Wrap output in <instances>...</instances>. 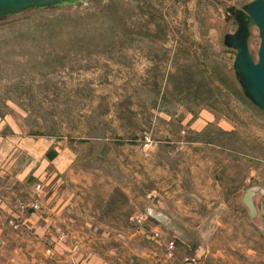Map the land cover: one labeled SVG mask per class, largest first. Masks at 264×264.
I'll use <instances>...</instances> for the list:
<instances>
[{"label": "rangeland", "instance_id": "rangeland-1", "mask_svg": "<svg viewBox=\"0 0 264 264\" xmlns=\"http://www.w3.org/2000/svg\"><path fill=\"white\" fill-rule=\"evenodd\" d=\"M252 1L90 0L0 22V130L9 137L7 194L17 189L23 197L17 214L25 216L30 203L41 201L44 186L54 183L47 179L56 175L55 184L107 226L85 231L123 241L136 234L129 243L133 259L143 264L144 245L160 246L164 238L151 207H216L224 196L200 195L210 181L232 187L238 196L226 200L233 205L258 187L264 206V112L245 97L234 71L236 52L223 44L224 35L237 30L226 9ZM260 44L255 28L256 58ZM17 134L24 146L14 140ZM37 139L51 142L56 161L46 162L50 154L35 148ZM29 157L35 165L26 164ZM222 215L211 212L210 218ZM14 216L9 213L13 229L3 235L0 264H31L21 258L30 246L17 240L33 233ZM52 231L55 237L67 232ZM208 231L223 236V229ZM13 233L19 239H10ZM173 242L160 246L165 259L175 257ZM54 247L42 251L41 264H50ZM97 248H119L127 257L124 244Z\"/></svg>", "mask_w": 264, "mask_h": 264}, {"label": "crops", "instance_id": "crops-1", "mask_svg": "<svg viewBox=\"0 0 264 264\" xmlns=\"http://www.w3.org/2000/svg\"><path fill=\"white\" fill-rule=\"evenodd\" d=\"M199 120L201 121L202 119ZM210 122L206 121L204 125L210 126ZM244 126H246V123ZM224 130L226 133H230L231 131L229 128ZM14 137L16 142L22 139L21 143L24 146L25 140L23 136L17 134ZM37 141L39 142L36 143L35 148L38 150V146H43L41 151L50 154L48 151H50L51 142L45 139H37ZM8 150L9 137L0 130L1 245H6L7 243L3 235L5 237L9 230L13 229L11 226L9 227V213L14 212V218L16 219H19L20 217L18 218V216H21L17 214L18 212L23 213L17 209L22 206L21 203L23 202V197L18 194V190H13L12 194L14 196L9 197L7 194ZM54 151L55 149L52 153L56 156L57 154ZM31 155L33 156V154ZM55 156L52 158L50 155L47 156L45 158L46 162L51 163L52 161H56L57 157ZM18 157L20 156L11 158V161L15 165L18 164ZM34 159L36 158H30L26 164L35 165ZM232 163L233 161L231 162L230 160L229 164ZM240 164H243L242 161ZM22 165L24 166L23 162ZM14 177L17 181L20 179L17 175ZM24 178L22 181H24ZM56 178L57 176L55 175L53 178L47 179L50 185L54 183L48 190L44 186L45 191H43L41 196L42 209L39 211H29L25 216H21V229L30 230L34 235H32V239L29 240L25 237L22 238L23 240H17L19 239L18 234L15 235L13 233V236L12 234L8 235L10 239H16L17 243L23 241L30 246V249L25 248L22 251L21 258L24 256L29 257L28 259L31 261V264H41L38 257L42 256V251L44 252L47 246L56 244L57 247L53 248L52 255L45 254L50 257V264L58 262L67 264L73 260H77L81 264H139L133 259L135 250L129 243L133 238L136 239V234L133 235V238H125V241L119 240L117 237L105 238L98 235L92 237L85 230L104 229L107 226L96 223L93 219L94 217H92L94 215L93 212L83 206L82 202L77 203L74 195L68 190L61 188V184H55L59 181ZM203 189L200 192L201 196H213L217 198L224 196V203L216 207L209 205H177L176 210H174L175 212L162 211L153 207L149 209V211L152 210L155 214H162L164 217V220H160L150 213L154 219L153 224H159V228L163 230L164 238L161 240V244H167L168 238H175L177 249L173 259H165L163 250L160 247L162 246L161 244L160 246L152 245V243L144 245L143 264H264V206L260 205V198L263 196L262 191H258L253 196L255 211H252L246 204V200L249 190L253 188L245 190L242 196L241 193L239 194L242 197V204L239 205H233L232 201L227 202L226 197L232 198L238 195L232 191V187L225 189L219 181L215 185H212L210 181V185L204 186ZM10 206L11 208H9ZM211 212L223 215L222 217H217V220L213 222L210 218ZM213 226L221 230L223 229L222 237L210 235L211 233L208 230ZM127 228L130 227L127 226ZM59 229L66 230L71 234V239L67 244L58 242L57 233L56 237L50 233L52 230L57 231ZM167 230H170V233H173L174 230L176 232L174 235L176 236L168 237L170 233ZM44 234L53 237L49 236L47 238ZM74 241H78L81 244L78 252H73L71 249ZM107 241H111L112 244L117 242L127 245V257L123 256L124 252L119 248H113L111 251H102L97 248V246L105 244ZM16 253L19 254L20 251L16 250Z\"/></svg>", "mask_w": 264, "mask_h": 264}, {"label": "water", "instance_id": "water-1", "mask_svg": "<svg viewBox=\"0 0 264 264\" xmlns=\"http://www.w3.org/2000/svg\"><path fill=\"white\" fill-rule=\"evenodd\" d=\"M90 0H0V22L33 10L58 9L75 6ZM227 22L237 24L234 33L224 35L226 49L236 52L234 71L245 97L264 112V0H254L242 7L231 6L226 9ZM255 28L259 29L261 38L258 58L251 48V39ZM259 188L249 190L246 204L255 211L253 196ZM150 213L164 220L162 214ZM1 245V242H0Z\"/></svg>", "mask_w": 264, "mask_h": 264}, {"label": "built area", "instance_id": "built-area-1", "mask_svg": "<svg viewBox=\"0 0 264 264\" xmlns=\"http://www.w3.org/2000/svg\"><path fill=\"white\" fill-rule=\"evenodd\" d=\"M41 187H42V185H39L38 189H41ZM28 209H29V211H39V210H41L42 209L41 201L40 200L33 201L32 203L29 204ZM15 227L18 228V227H20V225L17 223ZM57 240L61 244H67L70 241L69 233L65 232V231L64 232L60 231L58 233ZM80 247H81V244L78 241H74L72 243V245H71V249H72L73 252H78ZM170 249L171 250H175L176 249V244L174 242L171 243ZM49 252H51V251H49ZM173 256H174V251H172L170 253V257H173ZM55 264H65V263L58 262V263H55ZM67 264H81V263L78 262L77 260H73L72 262L67 263Z\"/></svg>", "mask_w": 264, "mask_h": 264}, {"label": "trees", "instance_id": "trees-1", "mask_svg": "<svg viewBox=\"0 0 264 264\" xmlns=\"http://www.w3.org/2000/svg\"><path fill=\"white\" fill-rule=\"evenodd\" d=\"M50 156H51V158H52V157H54V156H55V154L51 153V154H50Z\"/></svg>", "mask_w": 264, "mask_h": 264}, {"label": "flooded vegetation", "instance_id": "flooded-vegetation-1", "mask_svg": "<svg viewBox=\"0 0 264 264\" xmlns=\"http://www.w3.org/2000/svg\"><path fill=\"white\" fill-rule=\"evenodd\" d=\"M234 24H236L235 22H233Z\"/></svg>", "mask_w": 264, "mask_h": 264}]
</instances>
